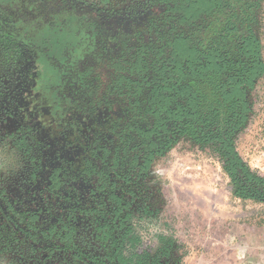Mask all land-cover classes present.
I'll return each mask as SVG.
<instances>
[{"label":"flooded vegetation","instance_id":"flooded-vegetation-1","mask_svg":"<svg viewBox=\"0 0 264 264\" xmlns=\"http://www.w3.org/2000/svg\"><path fill=\"white\" fill-rule=\"evenodd\" d=\"M261 1L0 0V264H180L137 229L154 164L199 132L169 110L217 83L182 50L237 64Z\"/></svg>","mask_w":264,"mask_h":264},{"label":"rangeland","instance_id":"rangeland-1","mask_svg":"<svg viewBox=\"0 0 264 264\" xmlns=\"http://www.w3.org/2000/svg\"><path fill=\"white\" fill-rule=\"evenodd\" d=\"M259 22L264 58V0ZM249 99L253 113L237 135L236 147L251 170L264 177V77ZM214 100L210 93V103ZM194 134L183 135L154 164L158 210L137 229L140 247L155 254L163 242L160 236H166L180 264H264V204L237 197V185L220 155Z\"/></svg>","mask_w":264,"mask_h":264},{"label":"trees","instance_id":"trees-1","mask_svg":"<svg viewBox=\"0 0 264 264\" xmlns=\"http://www.w3.org/2000/svg\"><path fill=\"white\" fill-rule=\"evenodd\" d=\"M201 4L204 7L202 1ZM193 6H190L191 10ZM182 56L186 58V71L206 79L213 77L217 83L214 87L201 89L199 112L196 92L191 87H183L179 95L184 97V103L178 106L177 112L169 110V114L175 121L199 117V132L194 136L199 143L211 146L220 155L227 174L237 185L235 195L242 200L264 204V177L251 170L236 147V137L246 127L253 113L249 95L264 77L260 40L246 39L237 64L219 52L207 55L204 59L202 53L187 46L183 48ZM210 93L215 96L214 104L209 101Z\"/></svg>","mask_w":264,"mask_h":264}]
</instances>
